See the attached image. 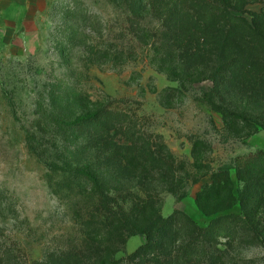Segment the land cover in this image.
I'll list each match as a JSON object with an SVG mask.
<instances>
[{
    "label": "rangeland",
    "instance_id": "374dc122",
    "mask_svg": "<svg viewBox=\"0 0 264 264\" xmlns=\"http://www.w3.org/2000/svg\"><path fill=\"white\" fill-rule=\"evenodd\" d=\"M0 264H264V0H0Z\"/></svg>",
    "mask_w": 264,
    "mask_h": 264
},
{
    "label": "trees",
    "instance_id": "16d2710c",
    "mask_svg": "<svg viewBox=\"0 0 264 264\" xmlns=\"http://www.w3.org/2000/svg\"><path fill=\"white\" fill-rule=\"evenodd\" d=\"M93 118H94L93 115L81 116L80 118H77L75 121H73L72 125L84 126Z\"/></svg>",
    "mask_w": 264,
    "mask_h": 264
}]
</instances>
